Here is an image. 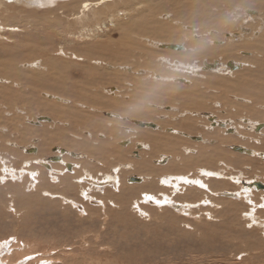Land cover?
<instances>
[{"label": "rangeland", "instance_id": "374dc122", "mask_svg": "<svg viewBox=\"0 0 264 264\" xmlns=\"http://www.w3.org/2000/svg\"><path fill=\"white\" fill-rule=\"evenodd\" d=\"M61 1L62 0H57V2L55 1L50 4L47 3L48 5H45L44 3V5L38 3H35L34 5L31 3L27 4L25 2H21L22 4L18 3L16 4V6L14 4L9 12L6 11L4 13V11L0 10L3 13L0 15V61H4L10 58L22 60V56L19 58L15 53H6L4 51H8L10 47L16 46L18 43H22V41L24 47H28L30 42L38 44L39 41L42 42L44 40V37H46V35L50 38V46L52 47V49L54 48L55 51H66L70 50L69 48H73L71 51L78 50V52H80L88 47L84 45L83 40H81L82 43L77 46V41H79V39L76 35L71 36L77 38H72L73 40H75V42L68 41V38H66L67 34L70 33L65 32L67 28L74 27L73 29L71 28V33H75L76 31H78V29H80L81 26V20L73 19L72 16H70L73 13H67L73 12L72 9L71 11L66 9L64 13L61 11L56 15V17H58V23L62 28L59 31L57 30L58 32L50 29L46 25H44V27H41L42 24L38 19H40L42 15H45L44 13H46L48 10L55 9L62 3ZM145 1L155 3L162 0ZM129 2L132 5L136 4L137 11L144 5V1L141 0L121 1L120 3L128 4ZM73 5H69L67 7L72 8ZM249 10L257 11V9L255 8H253L252 10L251 8L246 9L242 6H238L237 8H235V11L237 12L228 11L226 17H229L231 15L228 19L234 21L235 23H233L235 27L236 24L238 27L242 24L240 20L242 16L241 14H243L245 18L243 20L245 22H249L250 19L254 17L247 15V11ZM238 12L241 14L237 15L239 14ZM260 12L261 11H257V15H255V17L261 16L262 13ZM127 13V11L123 12L122 16H127ZM131 13L134 14L135 12L131 11ZM2 15L3 17H1ZM168 15H170L169 18L167 17ZM173 16V12H163L157 15V19L159 21H163L165 24H176L175 26H178L180 28V33L182 35L187 34L189 32L188 30H195L194 28V30L192 29V26L195 22H192L193 24L190 22L193 20L189 19L190 21L188 20L187 23H182L174 21V19L172 18ZM89 18H94V16H92L91 14L89 15ZM4 20H6L7 25L12 24L10 26L11 28H8L9 30L6 29L7 26H3L5 22ZM11 21L15 22V25ZM193 27H195V24ZM56 34L58 35V37H55ZM239 34L241 35L242 32L239 31ZM50 46L48 45L47 47ZM77 47L79 49H77ZM154 48L156 49L155 51H159V58H166L168 61L167 63L165 61V63L163 64L165 70L149 71L148 77L152 79L151 81L152 83H154V85L163 83L164 86H167V84L165 83L169 81H176L175 84H177L178 86L188 88L191 87L193 82L198 79L202 81H208L206 80L207 76H204V74L208 73L211 78L217 75L216 71L213 68L206 71L203 70L204 61L201 63L198 62L196 65H192V67H185L182 61L177 58H172L169 55L173 53H183V50H165L164 48H160L159 46L158 49L153 46V49ZM59 53L60 55H62L59 56L61 58L65 57L64 59L67 62L72 61L71 56L67 57L61 51ZM5 54L8 55L5 56ZM239 55L242 59H249L252 57V52H241L239 53ZM34 59L30 62L34 61ZM99 59L101 60V58ZM96 60L97 59H92L87 61H90L91 63H93L94 61V63L96 64ZM230 61L234 62L235 60L231 59ZM77 62L81 63L79 61ZM107 62L105 61L106 65ZM231 62L229 63V66L233 65ZM36 63L42 62L40 59H38L36 60ZM160 63H163V61H161ZM239 63L244 66H242L241 70L234 69V73L238 71H242L241 73H243L245 68L248 67L241 61H239ZM198 64L201 67L198 68ZM27 65L28 64L26 63L22 65L21 68L25 70ZM170 65L174 69H172ZM187 65L189 66L190 64ZM234 67L235 66H233V68ZM108 68H111V66H109ZM183 68H186L187 70L189 69L188 73H185L183 71ZM231 68L232 67H230V69ZM123 71H126L127 73L133 72L134 75H139V71L143 72L144 74L146 70L144 71L142 69H139L136 72L124 68ZM164 75H171L168 81H163L165 80L163 77ZM102 76L105 75H101V77ZM73 79L74 80H71L72 89H75L77 91L83 89L84 85L87 84L86 81H81L83 79V77L81 76H73ZM182 79L186 80L187 83H181ZM108 81L109 80L107 79L106 81L100 82V84H103L105 86L104 92L106 95H109V92H111L110 90L115 86V84H107ZM127 81H131V83L136 84V80ZM93 82L95 81L93 80ZM147 82L149 83V80H147ZM12 84L14 83L6 78V81L0 82V87H6ZM175 84L169 83V85L171 86ZM71 85L69 86V88H71ZM178 86L175 85L173 89ZM227 87L228 85L223 88L227 90ZM15 88L20 89L17 85H15ZM37 89L39 92L37 93V96H35V98L39 97L40 101L43 103H51L61 107H67L70 103L66 102L70 99H68V97L66 96H63L61 93H51L50 91L48 93L45 91L41 92L42 87H37ZM155 90L157 89L155 88ZM169 91L159 94V102L168 104H156L152 106L154 110L156 108L160 109L163 106H166V110L163 108V110L160 109L158 111L164 112L165 115L163 116H166L167 113H169L170 115L175 114L174 122L178 120L182 121V118H179L181 117V115L178 116V112L181 110V101L184 97L176 91ZM72 94L84 96L82 95V91H78L76 93L72 92ZM131 94H133V92H131L130 94H126V99H128L130 97L129 95ZM19 98L21 101L14 105L13 107L15 108H13L12 110L5 108L6 106L2 107L1 105L0 107V116H3L7 119H4L5 122L9 121V123H2V120H0V143H6V149H3V147L0 149V155L3 158L0 159V246L3 247L6 245L7 248L5 251H7L8 248H11L10 251L12 252L9 251V254L7 253V255L3 258L5 259L6 257L5 260L7 264H20L23 259L28 258L29 259L25 264H264V207H262V205H264V190H253L251 196L252 198L249 196V199L247 201L242 197V201L239 197L235 199L230 198L228 196H225V194H223L224 192H221L220 196H214V193H218L222 190H226V193L238 192V194H240L239 192L242 191V186H244L243 184L245 182L248 185L252 184L254 181L255 185L258 182L264 183V176L262 177L264 157L261 158L256 155L255 157H252L251 160V157L236 150V148L238 147L243 146L244 148L247 145L251 146L248 147L249 149L255 148L256 145L258 146L259 140H261L262 137H260V139L255 131L251 130V132H247V130L243 129L244 138H237L235 140L237 142L236 144L234 143L225 147L227 152H230L228 153L229 156L231 155V158L229 159L230 164H228V166L231 167L226 172L223 171V176H220V178L222 179L224 177V180L228 179V173L231 174L230 177H233V182L232 180H229L223 185H221L222 183L211 182L214 181V176H207L205 173L200 174L199 171L195 168L196 165L191 166V168H183L178 166L169 167V161H173V158L167 161V165H162L157 168V175H155V177H153L151 181H148L146 179L145 181H143L144 179L142 177H144L145 174L147 175V172H140L138 171L139 169L136 165L135 167H133L129 166L128 164L138 163L139 165V163L144 160H151L152 166L156 167L157 165L155 164V161L158 160L157 158L165 154V152L163 148L159 151L154 150L152 152L151 147L148 145L149 140L146 137V131H148V129L144 125H141V122H139L138 125H136L137 123H135V119L141 120L143 122L142 119L133 117L131 116V114H129L130 116L121 115L123 117H113L116 112H110V110H101V117H99L100 122L107 123V121L112 120L110 126L117 127L119 125L120 128L117 130H112L111 133L108 132L107 134L105 130H97L93 128L91 124V127H86L88 125L86 121L87 114L80 112L79 115L82 118L83 125L85 127H81V123H76L75 125L77 127V130L71 132L67 129L69 127V124L63 123V121L61 120H54V114H52L51 112L44 113L43 111L39 110L40 108L35 109L34 105L31 106L27 104L26 101L32 102L33 98L30 95L21 94ZM236 98L237 96H235L234 94H230L228 96L230 102H232L233 104L234 102H236L234 104L235 106H237L238 104H244ZM20 102L25 103L27 105V108H25L23 105H19ZM206 102L209 106H212L214 108L213 110H215L216 115H214V113L210 112L209 110L203 109L196 110L197 112H194L195 116L206 118L209 114H213L219 120L222 119L230 121V119L224 117V115L226 114L225 110H223V107L219 106L220 103L223 104L224 102H214L213 100H210L208 96ZM4 103L5 102H2V104ZM259 104H262L259 105L262 106L259 109V111L261 112V110L264 108V102L261 101ZM85 108L88 107L86 106ZM172 108L174 110H172ZM85 110L87 111V109ZM90 110V113H94L96 111L94 109H89V111ZM73 112L76 111L73 110ZM109 114H112V117ZM220 114L222 116H220ZM189 116L193 117L194 119L196 118L192 115ZM41 117H47L51 120L39 122L38 119ZM205 118L203 119L205 120ZM241 118L242 117L236 118L237 121L234 119V125H230L229 127H237L240 130V124L244 125V122L241 121ZM13 119L14 121H12ZM16 119H18V121H16ZM114 120H116V122H114ZM34 121L37 122L35 123ZM150 122H154L155 124L157 123L156 121ZM207 123L208 125L211 124L210 119L209 121H207ZM70 125L72 126V124ZM181 125L182 129H184L183 133L178 132L181 137H184L187 140L192 139L188 140L191 144H202V142L199 141L195 142L194 137L188 135V126L185 124V122ZM54 127L63 128V130L66 132V135L71 134L72 138L76 137L77 139L82 140L81 137H84L88 139V141L86 140L88 146H90L88 149L94 148L95 154L93 153L92 155H90L89 151H85L84 147H82L81 145H61V140H57V142L52 143L51 145H45L46 149L39 152V150L42 148L40 147L41 137L32 135L30 132L25 131L27 129L38 131L48 129V131H52ZM5 133H7V135ZM74 133L78 134L75 136ZM234 133L232 134H237ZM20 134L28 135H23L24 140L19 142L17 140V137H19ZM132 134H135L136 136L138 135L139 139L135 140V136H133ZM182 134L185 135L183 136ZM191 134L196 133L194 132ZM232 134L231 136H233ZM10 135L16 137L11 139L9 137ZM54 136L55 134L51 132L45 133L46 140L52 141ZM159 136H161V139H163L164 141L170 140V138H167L163 135L162 131L160 132ZM236 136H238V134ZM1 138L3 140H1ZM248 140L251 143L248 142ZM104 141L108 143V145L103 143ZM261 141H263V139ZM142 143L144 144L142 145L143 147L141 146ZM93 144H96V146H94ZM175 144L179 147V150L176 149V153H171L172 155H180V153L185 151L180 148L181 145L177 143ZM183 145L190 147L195 146L184 143ZM100 146H102L103 149L104 146L105 148L111 147L112 150L110 148L104 151H100L98 149V147ZM33 147L38 150L36 153L31 151ZM59 148L63 149V153H58L57 150ZM200 149L201 147L198 146L196 150H193L195 155H200ZM60 155H64V157H60ZM40 156H42L43 159H39V161L32 160V158ZM55 157H59L60 160L53 161L52 159H55ZM247 157H249V159H247ZM27 159L29 160V162L30 160L32 161L29 164H26L25 160L27 161ZM194 159L195 161L197 160L195 156ZM242 159L246 160V162L247 160H251L252 165L249 164V167H244V165H242L241 163L244 161ZM63 160L65 161V163L63 162L64 164H62ZM82 161L89 162L86 168L82 167ZM44 162L48 165L45 166ZM221 163L222 161L220 162V164ZM49 164L50 168L54 165H60L59 167H56V170L62 172L63 169L68 174H54V172H52L50 168H47ZM67 164L72 165L71 170H68L69 168L67 167ZM223 166L224 164L221 166L220 171H222ZM168 168L170 169V171H172V173L182 172L187 175L191 173L189 176L191 178H193L192 176L195 177L197 175L198 177H200L199 179L202 180V183L205 181L203 183L205 184V186H207V184L209 185L210 183L214 184V186H212L211 191H209V188L203 187L198 184L187 186L186 183L183 182V184L178 179V177H171L168 184L169 186L163 185L164 183L160 182L161 186L159 187L157 184L158 177L163 173L170 172ZM212 169L213 168H209L208 171L211 172ZM214 169L218 170V168L216 167H214ZM36 170L38 173L36 172ZM74 170L78 171V173H76L75 175L71 174L72 176H75L74 178L85 175L86 177H93L94 179L92 180L94 181H99L106 178V176H117V183H114V187L109 186L104 188H96L93 185H88L82 189L79 187L76 188L77 186H80V184L75 183L76 181L80 182L81 179L76 181L74 179V186L68 190L66 186L69 185L70 177L67 176H70L69 173H72ZM254 171L255 173H252ZM32 173H36V175L33 176ZM142 173L145 174H143L142 176ZM51 176L54 177L51 178ZM128 176L129 178H127ZM56 177H59L60 179L57 180ZM130 177L139 179L142 178L143 180L141 179V182H132ZM153 180L155 181L156 185L151 186V184L149 183H152ZM237 181H239V183H237ZM56 186L58 187V189H56ZM175 186H177L178 189ZM161 187L164 191L163 193H165L167 196L161 197ZM129 188L135 190L130 191ZM40 189L42 190L39 191ZM43 190L48 191L52 196L50 197L48 193L42 194ZM84 190L85 192H83ZM86 192H88L87 198ZM147 192L159 193V195H157V197H160L158 201L163 202L167 198V201H169V203H161L158 205H156V203H153V205L151 204L152 202H150V200L148 202L147 199H144L143 194ZM57 194L62 196H58ZM91 198H93L94 200H92ZM140 198L144 201V203L142 200H140ZM24 199H27L26 202L24 201ZM73 202L76 204H73ZM136 202H138V204ZM179 203H184L183 208H187V210H185L186 212H182V210L179 209ZM252 203L255 204V212H253V215L251 216L246 215V212L250 209ZM29 208H31V210H28ZM242 211L244 212V214L242 213ZM121 217L122 219H120ZM247 217L249 220L247 219ZM1 250L2 249H0V253H3V250Z\"/></svg>", "mask_w": 264, "mask_h": 264}, {"label": "bare ground", "instance_id": "6f19581e", "mask_svg": "<svg viewBox=\"0 0 264 264\" xmlns=\"http://www.w3.org/2000/svg\"><path fill=\"white\" fill-rule=\"evenodd\" d=\"M55 1L57 2V0H0V10L4 11V13L6 11L9 12L12 6H14V4L16 6V4L18 3L22 4L21 2H25L27 4L31 3L34 5L35 3H38V4L44 3L46 5L47 3L50 4ZM121 1H128V0H80V1L79 0H68V1L62 0L61 1L62 3L58 5L55 9L48 10L46 13H44L45 15H42L41 18L38 19L39 22L42 24L41 27H44V25H46L50 29L58 32L62 28L60 24L58 23V20H57L58 17H56V15L61 11L64 13L66 9L70 11L72 9L73 12H67V13H71V14L73 13L72 15H70L72 16L73 19L81 20V26H80V29H78V31H76L75 33L74 32L71 33L74 27L73 28L71 27L72 29L67 28L65 32L67 33L70 32V33L67 34L66 38H68L67 39L68 41L75 42V40H73L72 38H75V39L77 38L71 37V36L76 35L79 39V41H77V44H78L77 46H79L82 43L81 40H83L84 45L88 47H86L80 52H78V50L71 51L73 48H69L70 50H66V51L65 50L55 51L54 48L52 49V47L50 46L51 45L49 41L50 38L46 35V37H44V40L42 42L39 41L38 44L30 42L28 47H24L22 44L23 43L22 41V43H18L16 46L10 47L8 51H4L6 53L7 52L15 53L18 55L19 58L22 56L21 57L22 60L10 58L4 61H0V76H1L0 82L6 81V78H8L9 80L12 81V83H14L10 86L0 87V95H1L0 107L2 105V107L6 106L5 108L12 110L13 108H15L13 106L16 105L19 101H21L19 98L21 94H28L33 99H32V102L26 101L27 104L31 106L34 105L35 109L40 108L39 110L43 111L44 113L51 112L52 114H54V120H59V121L61 120L63 121V123L69 124V127L67 129L70 130L71 132L77 130V127L75 125L76 123H81V127H85L83 125V120L79 115L80 112H83L87 114L86 121L88 125L86 127H91L92 125V127L97 130L98 129L105 130L107 134L108 132L111 133L112 130H115V129L117 130L120 128H119V125L117 127L110 126L112 120L107 121V123L100 122L99 117H101L100 115L101 110H110V112H116L115 115H113V117L115 116L123 117L121 115L131 114V116L137 117L143 120L142 122L141 120L135 119L136 120L135 123H137L136 125H138L139 122H141L140 124L144 125L148 129V131H146L147 132L146 137L149 140V145L152 149V152L154 150L159 151L162 148L164 149V152H165V154L157 158L158 160L155 161V164L157 165L156 167L152 166L151 160H144L140 162L139 165L138 163L128 164L129 166H133V167H135L136 165L139 169L138 171L140 172H147V175L145 173H142V176L143 174H145L144 177H142L144 180L141 178L143 181H145V179L148 181H151L153 177L157 175L156 173V171H158L157 168L159 166H162L163 164H167V161L171 159L167 155V153L175 154L176 148L174 147L173 144L177 143L183 146L185 148V151L183 149L184 152L180 153V156L173 158V161H169V167L178 166V167H183V168H186V167L191 168V166L196 165L195 168L199 171L200 174L205 173L207 176H214V181H211V182L222 183L221 185H223L224 183H227V181L229 180H232L233 182V177H230L231 174H228V173H227L228 179L224 180L223 179L224 177L222 179L220 178V176H223L222 172L223 171L226 172L231 167V166L230 167L228 166V164H230L229 159L231 158L230 157L231 155L229 156L228 153L230 152H227L225 147H227L228 145H232L234 143L236 144L237 142L235 140L237 138L239 139L244 138L243 129L247 130V132L249 131L251 132L252 130L258 134L259 133L258 131L264 128V108L261 110V112L259 111L260 107H262V106H259V105H262L259 103L261 101L264 102V0H162L159 2L156 0L157 2L155 3L141 0V1H144V5L141 8H139L138 11L136 10L137 9L136 4L132 5L130 2H129L130 4L129 3L121 4L120 3ZM68 2H71V3H68ZM72 2H76V3H72ZM73 4H76V5H73ZM69 5H73V7L72 8L67 7ZM238 6H242L243 8H246V9L251 8L252 10L253 8H255L257 9V11H261L260 13H262V15L255 17V15H257V11L249 10L247 11L248 13L246 12L247 15L254 16V17H252L249 22H245L243 20L245 19L243 14L238 12L239 14L236 13L237 15H240V14L242 15L240 19L242 24L239 25L238 27L236 24V27H235L234 25L235 22L228 19L230 18L231 15L229 17H226V15L228 11H235V8H237ZM238 9H241V8H238ZM1 11H0V15L3 14ZM126 11L128 12L127 16L125 17L122 16L123 12H126ZM131 11H134L135 13L132 14ZM163 12H173L174 16L172 18L174 19V21L187 23L189 19L193 20V21H190V20L189 21L191 23L195 22L194 23L195 27H193L194 24L192 23L193 24L192 29L194 28L195 30L194 29H193L194 31L188 30L189 32L187 34L182 35L180 33L181 32L180 28L178 26H175L176 24L174 22L173 23L175 25H171V24L169 25L157 19V15ZM91 14L92 16H94V18H89V15ZM154 14H157V15H154ZM169 16L170 15H168L167 17L169 18ZM1 17H3V15ZM163 20H164V17H163ZM4 21L5 22L3 26L4 27L7 26L6 29L11 28L10 26L12 24L7 25L6 20ZM12 23L15 25V22H12ZM239 31L242 32L241 35L239 34ZM190 32H195V33H190ZM55 37H58V35L56 34ZM171 42H175V43H171ZM48 45L50 47H47ZM157 45L160 48L163 47L164 45L182 46L183 53H180L181 55L179 53H176V54L168 53V54L170 55V57L177 58L180 61H182L185 67H192V65H196L198 62L201 63L203 61H204L203 63L212 65L216 61L218 62L217 67L216 68L212 67V68L216 71L217 75L211 78L208 73L204 74V76H207L206 80L208 81H202L198 79L193 82L191 87H188V88L183 87V86H178L177 84H175L176 81H169L165 83L167 84V86H164L163 83L154 85V83H152L151 81L152 79L148 77L149 71L165 70V67L163 66V64L165 63V61L166 63L168 62L166 58H159V54H160L159 51H155L156 50L155 48L153 49V46H155L158 49ZM77 49L79 48L77 47ZM164 49L167 50L169 48H164ZM60 51L63 54H65L67 57L71 56L72 61L67 62L64 59L65 57L61 58L60 56L62 55H60L59 53ZM249 51L252 52L251 58L242 59L240 57L239 53L241 52L245 53ZM246 54H249V53H246ZM7 55L8 54H5V56ZM34 58L36 60L40 59L42 63H36V60ZM99 58H101V60ZM33 59L34 61L30 62ZM86 59L87 60L97 59L95 61L96 64L94 63V61L93 63H91L90 61H87ZM231 59L235 60L234 62H236L237 60V62L236 63L231 62L230 61ZM77 61L81 63H78ZM105 61L106 62L108 61L107 65ZM161 61H163V63H160ZM206 61H210V62H206ZM239 61L243 62L248 67L245 68L243 73H241L242 71L241 72L238 71L234 73L233 66L238 67L235 70H241L242 66H244L240 64ZM230 62L233 64L232 66H229ZM26 63L28 64L27 65L28 67L26 66L24 70L21 68V66ZM187 64H190V65L188 66ZM109 66H111V68H108ZM199 67L201 66H199L198 64V68ZM230 67H232L233 69L232 68L230 69ZM124 68L130 71H136V72L139 69H142L144 71L146 70V71L144 74L143 72L139 71L138 73L139 75H134L133 72L127 73L126 71H123ZM143 68H146V69H143ZM183 69L185 73H188L189 69L188 70L186 68H183ZM101 75H105V76L101 77ZM73 76L74 77L81 76L83 77L81 81L87 82V84L84 85L83 89L78 90V91H82V95L84 96H81L78 94L76 95L72 94V92H75V93L78 92L77 90L72 89L71 80H74ZM170 76L171 75H164L163 77L165 80L163 81H168ZM227 76H228V79H227ZM230 76H232L233 78ZM107 79L109 80L107 84H115V86L110 90L111 92H109L110 93L109 95H106L104 92L105 86L103 84H100L101 81H106ZM93 80L95 82H93ZM127 80H132V81L136 80V84H133L131 83V81H127ZM147 80H149V83L147 82ZM169 83L175 84L178 87L173 89L175 85L171 86L169 85ZM181 83L186 84L187 81L182 79ZM15 85H17L20 89L15 88ZM70 85H71V88H69ZM227 85L228 87L226 90L223 87H226ZM37 87H42L41 92L45 91L48 93L50 91L51 93L52 92L61 93L63 96H66L68 97V99H70L69 101H66L68 103L70 102L69 105L67 107H61L55 104L41 102L39 97L35 98V96H37V93L39 92ZM155 88L158 91L155 90ZM159 88H162L163 90ZM169 90L176 91L184 97L182 98V101H181V107H180L181 110L178 112V116L181 115V117L179 118H182V121L178 120L174 122L175 114L170 115L169 113H167L166 116H163L165 115V113L162 111H158L160 109L163 110V108L165 109L166 106H163L160 109H157L155 107L156 108L155 110L152 106L156 104L157 105L168 104V103L159 102V99H160L159 94L168 92ZM131 92H133V94L129 95L130 96L128 98L129 100L126 99L125 95L130 94ZM230 94H234L235 96H237L236 99H239L244 104L237 103L238 105L236 104L237 106H235L234 104L236 102H234L233 104L228 99V96ZM207 96L210 100H213L214 102H218V101L224 102L223 104L220 103L219 106L223 107V110H225L226 115H224V117L230 119L228 123L226 120H222V119L219 120L216 116H214L216 115L215 110H213L214 108L212 106H209L208 103L206 102ZM2 102H5V103L2 104ZM19 105H23L25 108H27V105L23 102H20ZM86 106L88 108H85ZM85 109H87V111H89V109H94L96 111L94 113H90L91 110L87 112ZM203 109L213 112L214 115L209 114L206 118L203 117L205 118V120L203 118H200L194 115V112H197L196 110H203ZM73 110H75L76 112H73ZM172 110L174 109L172 108ZM188 114L196 118L194 119L193 117H190ZM109 115L112 117V114H109ZM220 116L222 115L220 114ZM239 117H242L241 121L244 122L243 123L244 125L240 124L239 126L241 129L239 130L237 127L236 128L229 127V125H231L230 123L233 122L234 119L236 120V118H239ZM4 119L6 118L3 116H0V120H2V123H9V121L5 122ZM209 119H211V122H212L210 125H208L207 123ZM49 120L51 119L49 118ZM12 121H14V119ZM16 121H18V119H16ZM150 121H156L157 123L155 124L154 122H150ZM218 121L221 123H218ZM34 122L36 123L37 121H34ZM114 122H116V120H114ZM184 122L188 126V131H189V133L187 132L188 135H193L191 133H194V132L196 134L204 135V136L199 135L201 137L200 140H202V144L200 145L191 144L188 141L190 139L187 140L186 138L181 137V135L178 134V132L183 133L184 129H182L181 124H184ZM70 124H72V126ZM232 125H234V123H232ZM12 126H15V125H12ZM258 127H261V128L258 129ZM25 131L30 132L32 135H37L41 137L40 147L42 148L39 150V152L46 149L45 145H51L52 143L57 142V140L58 141L61 140L62 141L61 145H64V146L81 145L82 147H84L85 151L86 150L89 151L90 155H92L93 153L95 154L94 148L88 149L90 147L88 146V143H87L88 139L84 137L83 138L81 137L82 140L77 139L76 137H73L74 138L73 139L71 137V134L66 135V132L61 127L59 128L54 127L52 131H48V129H44L40 131L27 129ZM161 131L163 132L164 136H166L167 138H170L169 141L167 140L164 141L163 139H161V136H159ZM236 131L237 132L239 131L238 136H236L237 135ZM46 132H51L55 134L52 141L46 140L45 138ZM232 133L236 135H233ZM5 134L7 135V133ZM74 134L76 136L78 133H74ZM231 134L233 136H231ZM23 135L26 136L28 134L26 135L23 134ZM23 135L20 134V136L17 137V140L19 142L24 140ZM132 135L135 136V138L133 137L135 140L139 139L138 135L137 136L135 134H132ZM209 135L214 136L216 139L215 140L216 142L215 141L212 142V139L209 141H206L205 137L206 136L208 137ZM262 136L264 135H263V132L261 131L258 134V137L260 138ZM9 137L13 139L16 136L14 137L13 135H10ZM197 138L198 137L196 136L195 140L199 141ZM262 139L263 141H261ZM262 139L261 140L258 139L259 144L257 143L258 146L256 145L255 148L253 149H249L248 147H251V146H248V145L244 148L243 146L238 147V148H242L243 150V152H240V153L248 155L249 157H251V160H252V157H255L256 155L263 158L264 157V153H263L264 138L262 137ZM1 140L3 139L1 138ZM248 142L250 141L248 140ZM22 143H25V142H22ZM103 143L108 145V143H106L105 141ZM183 143L195 145V146L190 147V146L183 145ZM5 146H6V143H3V142L0 143V149L2 147L3 149H6ZM94 146H96V144ZM198 146L201 147L199 156L195 155V153L193 152V150H196ZM62 148H59L57 150L58 153H63L62 151L64 148L63 149ZM110 148L111 147L105 148V146H104V149L102 148V146L98 147L100 151H104ZM33 149L35 148L33 147ZM188 154L192 156H189ZM61 156L64 157V155H60V157ZM194 156L196 157L198 161L197 160L195 161ZM138 157H139V154H138ZM249 157H247V159H249ZM0 159H3L1 155H0ZM39 159H43V157L40 156V157L32 158V160L34 161H39ZM32 160H30V162ZM251 160L250 161L247 160V162L249 163H247L246 160H244L241 163L242 165H244V167H249V164H251ZM221 161L222 163L220 164ZM30 162L28 159L27 161L25 160L26 164H29ZM63 162L65 163L64 160L62 161V164H64ZM44 164L45 166L48 165L45 162ZM88 164H89L88 161H82L83 168H86ZM223 164L224 166L222 167V171H220L221 166ZM59 166L60 165H54L50 168V164H49L47 168H50V170L54 172V174L56 175L57 174L58 175L68 174L63 169H62V172L59 170H56V167H59ZM214 167L218 168V170H215ZM209 168H213L211 172L208 171ZM257 171H260V170H257ZM76 173H78V171L74 170L72 173H69L70 176H67V177H70L69 185L66 186L68 190L74 186L73 183L76 180H80V179H81L80 182L78 181L75 182L76 184H80V186L76 185L77 186L76 188L79 187L83 189L88 185H93L96 188L97 187L104 188V187H109V186L114 187V183H117V176L115 177L106 176V178H104L103 180L98 181L95 179L96 181H94L92 180L94 179L93 177L90 178V177H86L85 175L74 178L75 177L74 175ZM208 173H211L212 175H208ZM252 173H255V171ZM71 174H74V175L72 176ZM190 174L187 175L182 172L172 173V171L163 173L158 177L157 184L160 187L161 186L160 182L164 183V181H167V183H164L163 185H168L171 177H178V179L182 183L183 182L186 183L187 186H192L194 184L203 185V187L209 188V191H211V187L214 186V184H211V183H210L211 185L207 184L208 186L207 187L205 186V184H203L205 181L202 183V180L199 179L200 177L196 175L195 177L192 176L193 178H191L189 177ZM262 174H263L262 175L263 177L264 176V166L262 167ZM32 175L34 176L36 175V173L35 174L32 173ZM52 177L54 176H51V178ZM127 178H129V176ZM56 179L58 180L60 178L56 177ZM197 181L199 183H196ZM254 183L255 181L250 185L248 184L245 185L246 187L242 186V191L239 192L240 194H238V192L226 193V190H222V191H219L218 193H214V196L215 195L220 196L221 192H224L223 194L232 195V197L230 198L235 199L239 197L241 200V197H242V198H245V200L247 201L249 199V196L250 197L252 196L253 190L256 189V186H254ZM149 184H151V186L156 185L154 180L152 181V183H149ZM261 184L264 185V183H261ZM175 187L177 188V186ZM56 189H58V187ZM258 189L259 188H257V190ZM41 190L42 189H40L39 191ZM129 190L133 191L135 189L129 188ZM83 192H85V190ZM163 192L164 191L162 189L160 192L161 197L167 196ZM43 193H48L50 197L52 196L46 190H43L42 194ZM57 195L62 196L59 194ZM157 195H159V193L147 192L143 194L144 199L145 200L147 199L148 202L150 200V202H152L151 204L156 203V201L160 199V197H157ZM87 196H88V192H86V198ZM148 197H153L154 199H149ZM91 199L94 200L93 198ZM26 200L27 199H24L25 202ZM140 200L142 199L140 198ZM164 200H165V197H164ZM168 200H171V199H168ZM136 203L138 204V202ZM73 204H76V203L73 202ZM162 204H165V203H162ZM183 204L179 203V206H180L179 209H181L182 212L187 210V208L186 209L183 208ZM156 205H158V203H156ZM254 205H255L254 203L251 204L250 209L246 212L247 215L249 216L253 215V212H255ZM28 210H31V208H29ZM242 213L244 214L243 211ZM120 219H122V217ZM6 248H7L6 245L3 247L0 246V249L3 250V253H0V264H7L5 260L6 257L5 259L3 258L4 256L7 255V253L9 254V251L11 248L7 249L8 252L5 251ZM28 259H23L20 262V264H25Z\"/></svg>", "mask_w": 264, "mask_h": 264}, {"label": "water", "instance_id": "95a60500", "mask_svg": "<svg viewBox=\"0 0 264 264\" xmlns=\"http://www.w3.org/2000/svg\"><path fill=\"white\" fill-rule=\"evenodd\" d=\"M162 48H169V49H172V50H178V51H180V50H182V46H180V45H164ZM217 65H218V62H214V64H207V63H204V67H203V70H210L212 67L214 68H216L217 67ZM234 69H237L236 67H234ZM38 121L39 122H42V121H50L49 120V118H47V117H41V118H39L38 119ZM262 127V126H261ZM261 127H258V129L259 128H261ZM236 150H238L239 152H243V150H242V148H236ZM32 152H37V150L36 149H32L31 150ZM59 160V158H55V159H53V161H58ZM68 168H70V166H68ZM131 181L132 182H141V179H139V178H131ZM256 186L260 189H264V185L263 184H261V183H257L256 184ZM225 196H228V197H232V195H229V194H225Z\"/></svg>", "mask_w": 264, "mask_h": 264}, {"label": "flooded vegetation", "instance_id": "af4514ba", "mask_svg": "<svg viewBox=\"0 0 264 264\" xmlns=\"http://www.w3.org/2000/svg\"><path fill=\"white\" fill-rule=\"evenodd\" d=\"M210 121H211V119H210ZM227 121V120H226ZM212 123V122H211ZM218 123H221V122H219L218 121ZM227 123H228V121H227ZM232 123H234V122H231L230 124L232 125ZM213 125V124H212ZM230 126V125H229ZM263 132V135H264V128L262 129V130H260V131H258L259 133L260 132ZM236 133H237V131H236ZM258 133V134H259ZM238 135H239V133H237ZM193 135H197V139L200 141V142H202V140H200L201 139V137L199 136V135H201V136H204V135H202V134H193ZM193 135H190L191 137H194V141L196 142L197 140H195V137L196 136H193ZM208 137H209V139H208ZM206 136L205 137V140L206 141H209V140H211L212 139V142H214L216 139H215V137L214 136H212V135H209V136ZM263 138H264V136H262ZM137 140V139H136ZM190 140H192V139H190ZM142 142H144V141H142ZM216 142V141H215ZM146 143V142H145ZM141 145H144L143 143L141 144ZM149 145V144H148ZM174 145V147L176 148V149H178L179 150V147L174 143L173 144ZM176 145V146H175ZM150 146V145H149ZM181 149H184L185 150V148L183 147V146H181L180 147ZM167 155L170 157V158H175V157H177V156H180V155H172V154H170V153H167ZM55 158H59V157H55ZM163 165H167V164H163ZM68 166H70V168H69V170H71L72 169V165L71 164H67V167ZM169 169V168H168ZM169 171H170V169H169ZM174 171V170H173ZM167 173V172H166ZM259 183H262V182H259ZM244 186L245 185H247V183L245 182L244 184H243ZM255 185V184H254ZM256 186V185H255ZM246 187V186H245ZM258 187L256 186V189H257Z\"/></svg>", "mask_w": 264, "mask_h": 264}, {"label": "snow or ice", "instance_id": "6c2138e0", "mask_svg": "<svg viewBox=\"0 0 264 264\" xmlns=\"http://www.w3.org/2000/svg\"><path fill=\"white\" fill-rule=\"evenodd\" d=\"M208 175H212L211 173H208ZM164 183H167V181H164ZM196 183H199L198 181L196 182ZM237 183H239V181H237ZM201 186H203V185H201ZM149 199H154L153 197H148ZM169 201H167V200H165V201H163V202H161V201H156V203H158V204H161V203H168ZM262 207H264V205H262ZM247 215V214H246Z\"/></svg>", "mask_w": 264, "mask_h": 264}]
</instances>
